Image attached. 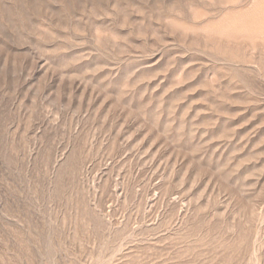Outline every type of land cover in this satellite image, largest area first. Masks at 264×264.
<instances>
[{
  "label": "rangeland",
  "instance_id": "rangeland-1",
  "mask_svg": "<svg viewBox=\"0 0 264 264\" xmlns=\"http://www.w3.org/2000/svg\"><path fill=\"white\" fill-rule=\"evenodd\" d=\"M0 264H264V0H0Z\"/></svg>",
  "mask_w": 264,
  "mask_h": 264
}]
</instances>
